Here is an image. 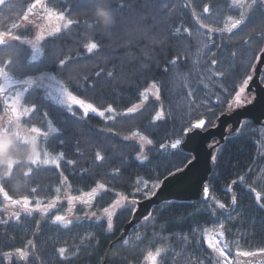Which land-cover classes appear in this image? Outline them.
<instances>
[{
  "label": "trees",
  "instance_id": "trees-1",
  "mask_svg": "<svg viewBox=\"0 0 264 264\" xmlns=\"http://www.w3.org/2000/svg\"><path fill=\"white\" fill-rule=\"evenodd\" d=\"M30 1L33 0H6V4L0 6V12L6 11L4 16L0 14V20L5 17L8 23L14 16L13 12L23 9ZM167 3L171 12L165 16L168 10L164 8L163 0H112L111 7L115 13L107 0H90L86 5L83 0H48L49 8L56 12L64 11L66 20L72 19L76 23L41 41L34 63H29L25 56L27 50L21 48L23 63L27 66L22 78L26 79L32 73L34 76L44 72L51 75L54 71L52 65L42 67L45 57L52 54L70 57L74 62L59 74L61 82L71 84L78 98L93 103L101 110L111 104L115 112L106 115H112L114 119L106 120L92 113L84 118L78 106H73L77 113L73 117L67 111V104L51 99L44 87L34 86V93L24 97L25 106H36V110L29 115L30 124L47 135L38 136L37 143L20 142L0 148V184L14 199L26 195L33 204L36 199L47 203L53 196L59 195L62 203L46 217L39 212L31 216L21 212L20 219L16 220L12 218L11 210L0 211V220H9L6 225L0 224L2 264H20L16 258L5 260L3 253L14 252L29 239L39 247L38 255L43 259L30 258L27 264H56L58 257L54 250L61 246L71 249L66 253L70 259L64 264H103L108 246L122 233L131 217L133 206L127 200L144 199L145 179L150 181V190L151 180L157 175L160 179L167 175L165 167L170 166L173 158L168 153L161 155L159 144L180 138L183 129L197 119L205 118L207 127L212 126L235 94V89L250 73L253 56L259 52L261 41L254 44L257 40L251 36L249 43L245 44L243 31L259 32L260 35L264 32L261 27L264 24V16L261 15L264 5H257V10L246 22L248 26L238 30L233 41H224L216 39L224 35L218 30L227 23L229 15L238 17V11L224 6L230 3L229 0H167ZM205 4L210 6V13L204 22L217 29V35L212 36L211 40L208 39L210 33L207 29H200L193 16L195 12L196 16L204 17ZM100 11L112 17L114 23L110 27L104 26L103 18L98 15ZM141 24L157 37L164 38L163 42L153 44L141 30ZM185 27L189 28L190 35L184 33ZM19 36H24V32H20ZM88 40H95L101 45L93 54H88L84 48ZM217 45L220 47L217 48ZM213 52L217 53L215 58L218 63L215 66L211 64ZM232 52L238 55L232 57ZM173 58H177V65L170 63ZM29 68H39V71H29ZM102 70V76L97 78L95 73ZM108 71H113L114 76L107 77ZM214 71L222 72L224 76L214 77ZM16 73L13 70V75ZM85 77L88 79L85 80ZM153 83L160 86L159 101L155 98ZM150 88L154 89V94L148 92ZM190 91L194 92L193 96H188ZM141 92L145 93L147 99L140 96ZM133 104L142 107L129 117L120 115ZM157 111H161L163 117L153 123ZM109 128L112 132L108 131ZM132 132H140L154 140V146H145L143 155L148 156V161L143 165L136 159L140 154L139 137L123 140ZM257 149V145L246 143L242 131H239L227 138L216 154L217 163L208 184L213 190L212 197L225 203L226 207L231 204V196L237 197V204L230 213L221 216L223 211L215 207L213 198L198 204L159 205L152 210L156 216L155 222H142L124 239L112 244L109 264H151L148 254L154 255L158 248L163 251L156 264H201V261L213 264L211 252L204 245L205 229L218 228L223 218H255L263 215L261 209L239 200L245 192L242 190L244 179H240L245 164V168L251 170L248 178L250 187L257 188L260 182L258 170L264 169V165L256 158L260 152ZM44 151H48L50 156L64 154L59 169L43 164L33 169L34 163L39 158L43 159ZM96 151L106 157L100 164L94 160ZM68 159L75 161V164L67 165ZM117 168L120 169L119 173L115 171ZM32 169L33 174L29 176L28 172ZM61 171L68 177L73 195L90 191L97 182L103 183L107 191L98 190L93 207L76 203L69 211L68 184L61 183ZM261 179L264 181V177ZM234 180L236 183L232 184ZM229 185L232 186L231 192L227 191ZM137 187L140 189L138 193L135 192ZM32 188L37 189L36 193L31 192ZM57 188H60L59 193L56 192ZM121 196L126 199L121 200V208L116 210L113 229L109 232L103 208ZM5 203L0 197V208ZM213 210L215 217L212 216ZM92 212L96 213L95 217L91 216ZM55 214H63L72 221L68 230L51 225V216ZM37 221L41 225L39 231ZM236 224H227L226 234L243 233ZM125 239L127 244L124 243Z\"/></svg>",
  "mask_w": 264,
  "mask_h": 264
},
{
  "label": "snow or ice",
  "instance_id": "snow-or-ice-1",
  "mask_svg": "<svg viewBox=\"0 0 264 264\" xmlns=\"http://www.w3.org/2000/svg\"><path fill=\"white\" fill-rule=\"evenodd\" d=\"M90 0H83L84 5L89 3ZM6 4V0H0V6ZM107 4L111 7L112 0H107ZM264 5V0H230V3H226L224 6L229 8L230 10L238 11V18L229 15L227 17L229 24L224 29H219L218 31L223 32L225 30H243L246 28L247 21L252 17V14L257 10V5ZM163 6L168 11L165 13L167 16L171 12V8L167 3V0H163ZM112 8V7H111ZM115 13V9H113ZM34 12H38L40 14V18L43 20L48 21L51 24V21L55 19L56 21H65L66 20V13L64 11L56 12L54 9L49 8L48 5L45 3V0H33L27 6V10L24 12L23 16L21 17L22 20L28 21L29 14ZM210 13V6L205 4L203 7V14L204 17L196 16V13L193 12L194 18L199 23L200 29H207L208 33H212L217 31V29L212 28L208 23L204 22V19L207 17V14ZM261 15L264 16V11L261 12ZM154 22H155V18ZM76 23L72 19H67L65 23V27L67 28L69 25ZM18 25L13 23L12 28H16ZM40 30L36 35L35 40L30 39H22L19 35L13 34L11 30L7 32H0V56H3V59H0V106L3 107V111L7 114V118L9 121L15 120L18 123H21L22 118L27 117L29 114L33 113L36 110V106L33 105L32 107H26L23 105L22 100L25 93L29 92V89L33 84H36L37 87H43V83L47 81L49 78V74L47 72L41 73L40 76H29L26 79H20L13 75V70L23 72L27 66L23 63V50L20 48L19 45H14L8 42V39H5L7 36L10 40H19L21 44H28L32 46V56L31 61L29 63H34L37 60V48L36 45L45 39V35L52 36L56 33L61 31L59 24H52L50 27L45 28L44 26H39ZM264 28V24L261 25ZM140 28L142 31L145 32V35L148 39H150L153 44L162 43L164 38L157 37L154 32L147 28L146 25L141 24ZM110 29L109 31H112ZM179 31V29H177ZM184 33H189V28L185 27L183 29ZM208 39L211 40L212 36L209 35ZM260 39H264V32L261 33ZM245 44H248L249 41L245 40ZM101 47L100 43L95 40H88L84 44V48L88 54H93ZM220 46L217 45V48ZM251 50V49H249ZM238 55L237 52H232L231 56L236 57ZM214 58L211 59V64L213 66L217 65L218 60L215 58L217 56L216 52L212 53ZM256 64L264 62V48L259 49V53L253 56ZM70 57H64L58 54H52L50 57H45L43 60L42 67H47V65H52L54 71L51 73L52 78H54L58 84L57 89V99L58 103L65 104L67 102V111L73 117L77 116V113L73 110V106H78V108L82 111L83 117L87 118L90 113L95 114L100 118H104L106 120H113L114 116L106 115V113H114V107L109 104L107 108L101 110L94 106L93 103H88L84 99L78 98V95L74 94L72 90L71 84H65L61 82L60 73H63L66 69L70 67V64L73 63ZM170 63L172 65H177V58H173ZM29 71H39V68H29ZM167 67L165 71H167ZM256 72L255 64L252 66V73L248 74L246 78L242 80V83L235 89V95L232 100L228 102V109L226 111H232L235 107H246L247 105H251L254 103L255 96L251 99H248L245 96V92L248 89L249 83L253 80V75ZM103 74L102 71H97L95 76L97 78L101 77ZM214 77H222L224 73L214 71L212 73ZM114 76L113 71L107 72V77L111 78ZM88 78L85 77V80ZM261 82L264 83V73H261ZM23 85V89L17 87V90L12 93L9 90ZM78 87V86H77ZM89 88L92 87L91 84L88 85ZM152 87L156 88V100L159 101L161 99L160 96V86L156 83L152 84ZM194 92H188V96H193ZM140 96L143 99H147L144 92L140 93ZM217 99L219 100L220 97L218 96ZM142 106L140 104H133L131 107H128L125 112L120 113L121 116L129 117L132 114L137 113ZM211 111V108H209ZM225 113L222 112L221 115ZM47 115V114H45ZM163 117V113L161 111H157L155 116L153 117L152 122L155 123L156 121L160 120ZM219 119V117H217ZM208 121L205 118L197 119L195 122H192L188 127L183 129L182 138H177L173 142H162L159 144V152L161 155L164 153H168L173 159L169 162L170 166L165 167V172L167 175L164 176L163 179H160L159 175L156 176L155 179L151 180V189H149L150 181L148 179L144 180V188L143 196L144 199L150 200L152 197L157 195V191L165 184V182H171L180 177L181 174H186L190 167L194 165V162L198 159L195 155H192V158L189 159V154L184 152V145L187 143L188 139L191 138L193 134H196L198 131H205L207 129ZM31 131L35 134L33 136L34 141L37 143V137L40 135H47V133H42L41 129L32 126ZM108 131L112 132V129L109 128ZM239 132V129H237ZM116 133L113 132V136ZM134 137H139V155H137L136 159L140 162L141 165L144 164L145 161H148V156L143 155L146 151L145 146H154V140L149 138L148 135L141 134L140 132H132L128 136H124L123 140L128 141ZM210 148H213V152L211 154V163L213 166L217 163V155L216 152L219 151L218 148H215L214 145H209ZM64 158V154L60 153L57 156H50L48 151H44L43 159L39 158L33 165L37 167L41 164L47 165H54L56 168H60V161ZM106 157L101 154L100 151L95 152L94 160L97 164L105 161ZM67 165H74L75 161L68 159L66 161ZM33 169L29 170L28 175L31 176L33 174ZM117 173L120 172V169L117 168L115 170ZM158 171V169H157ZM61 175V183L68 184V192H67V205L68 210L71 211L74 204L81 203L88 208L93 207V200L97 196V192L100 189H104L107 191L105 185L103 183L97 182L94 187L91 188L90 191L81 192L79 195L72 194V185L68 183V177L64 175L63 171L60 173ZM241 180L244 177L240 178ZM236 181L234 180L232 184H235ZM37 189L32 188L31 192L36 193ZM212 189H210L209 184L205 182L202 186V197L204 200H208L210 198L214 199L215 207L224 210L226 208L225 203L221 202L219 199H215L212 197ZM228 192L232 191V186L229 185ZM251 193L255 197V202L259 208L264 209V195L261 192L257 191L255 187L250 188ZM56 192H60V188L56 189ZM135 192H140V189L137 187ZM119 195V193H117ZM135 195V193H134ZM0 197L3 198V201L6 202L5 205L0 208V211L7 212L10 206L15 207L19 206L20 209L27 213V215L31 216L34 212H39L42 217H46L51 214L54 209L58 208V205L62 203L61 198L59 195L53 196L47 203H43L40 199H36L35 203L29 199L28 196H23L20 199H14L12 196L8 194L5 190L4 186L0 184ZM126 199V197L121 196L120 199H114L111 204L107 207L103 208V212L107 215V230L109 232L113 229V217L116 215V210L121 208V200ZM171 201H165L164 204L168 205L171 204ZM133 207H131V213L135 217L136 213L139 210V201L133 199L131 201ZM231 204H237V197L233 195L231 197ZM21 212L17 211L12 213V218L16 220L20 219ZM223 215V212L220 213ZM92 217L96 216L95 212L91 213ZM212 216H216L215 210L212 212ZM90 218V217H89ZM99 220L100 218L97 217ZM142 222H148L152 220L155 222L156 216L153 211H149L146 215L142 218ZM8 219L0 220V224H8ZM51 225L61 227L65 230L70 228L72 221L68 220L63 214H55L51 216ZM41 225L40 222L37 221V231H39ZM218 227L220 231H214L212 234H207V229H205V243L207 244V248L211 250L210 255L213 257L214 264H261L258 257H264V247H260L257 250L245 249L237 244L235 251L233 252L229 247L228 243H225V237L227 233V224L224 221L219 222ZM124 243L127 244L128 241L125 239ZM71 249L66 247H58L55 248V256L58 257V261L56 264H64L65 261L69 260L70 258L66 255ZM162 249H157L155 254L152 253L148 254V259L151 261V264H156L157 259L161 256ZM39 247L34 243L32 239L27 240V243L23 247H17L14 252H4L3 257L5 260H12L14 258L18 259L20 264H27L28 260L31 258L33 260H41L42 257L38 255ZM2 264V261H0ZM203 264V261H201Z\"/></svg>",
  "mask_w": 264,
  "mask_h": 264
},
{
  "label": "flooded vegetation",
  "instance_id": "flooded-vegetation-1",
  "mask_svg": "<svg viewBox=\"0 0 264 264\" xmlns=\"http://www.w3.org/2000/svg\"><path fill=\"white\" fill-rule=\"evenodd\" d=\"M230 1V0H229ZM33 2V1H32ZM30 2V3H32ZM239 2V0H237ZM28 3L25 8L19 10V11H14L13 12V18L10 19V21L7 23L6 20H0V32H7L8 30H11L13 34L19 35L20 32H24V36H20L22 39H30L34 40V31L38 30L40 26V21L43 19L40 18V14L38 12H34L32 14H29L28 21H24L21 19L23 16L24 12L27 10V6L30 4ZM45 3H48V0H45ZM48 5V4H47ZM15 13V14H14ZM1 15H5L6 11H1ZM238 18V17H235ZM13 23L17 24L18 26L16 28H12ZM229 24V21L225 23L224 25L221 26V29L226 28V26ZM63 29V28H62ZM61 29V30H62ZM238 30L233 29V30H225L223 31L224 35L222 37H216L217 40H224L228 41L232 39L233 37L236 36ZM243 40H249L252 36V38H255L257 40L254 44H256L259 41H261V48H263V43L264 39H260V34L259 32H249V31H243ZM250 34V35H248ZM253 34V35H252ZM211 36L217 35L214 32L210 33ZM46 37H50L45 35ZM5 39H8V42L14 45H19L20 48H24L27 50L25 56L27 55L26 58H28L29 61H31V56H32V46L28 44H21L19 40H10L7 36H5ZM253 44V45H254ZM259 53V52H258ZM257 53V54H258ZM3 56H0V59H3ZM37 58H38V53H37ZM256 64L255 60L252 63V66ZM22 73L20 71H17V73L14 75L17 78L23 79L22 78ZM264 73V68L262 69V72ZM252 73V68L250 69V73ZM30 76H34V73H32ZM246 78V77H245ZM259 81L260 84L264 87V84L261 82V74L259 76ZM34 86H37L36 84H33L31 88L29 89L28 93H34ZM17 87L20 88V90L23 89V85L16 86L9 91L14 93L17 90ZM25 93L24 97L28 94ZM48 94V93H47ZM235 95V94H234ZM233 95V97H234ZM245 96L248 97V99H251L254 96V89L251 91L246 90ZM24 97L22 100V103H24ZM233 97L230 99L232 100ZM229 102V101H228ZM228 102L226 103L224 107L225 112L228 109ZM24 105V104H23ZM25 106V105H24ZM26 107H32V106H26ZM235 107V106H234ZM231 112V111H228ZM221 114V113H220ZM30 115V114H29ZM29 115L27 117L22 118L21 123L16 122L15 120L9 121L7 118V114L3 111V107L0 106V148L6 145H14L15 143H28L29 139L31 140L30 142H33V136L35 135L31 131V127L34 126L30 124L31 122L28 120ZM24 128V129H23ZM26 129V130H25ZM23 130L26 131L23 133ZM239 131H242V135L244 136V141L247 143L255 144L257 145L258 149L260 152L256 155L260 162H263L264 165V127L262 126H256L254 125L253 122L247 120L243 121ZM29 139L25 137H29ZM28 141V142H27ZM31 158V156H30ZM32 160L34 159V155H32ZM245 167L247 165L245 164ZM244 167L243 170V177H244V185H242V190L245 191L240 197L239 200L241 199L243 204H248L249 206L254 205L255 208L261 209L258 207V205L255 202V197L250 191V181L248 180L249 175L251 174V170H247ZM261 175L264 174V169L258 170ZM257 171V172H258ZM256 172V173H257ZM260 175V182L257 183L258 187L256 188L257 191L261 192L262 195H264V181H262V177ZM232 197V196H231ZM234 206V205H233ZM233 206L231 207V204L229 207H226L223 211L224 214L230 213L232 210ZM11 210V213H14L15 210L20 211L23 213V211L20 209L19 206L12 207L10 206L8 208ZM263 212L262 216H258L255 218H223L222 221L226 222V224H235L237 223L238 226H240V229H242L243 233H237V234H226L225 237V243L229 244V247L231 250L234 252L236 249L237 244H239L241 247L245 249H251V250H257L260 247H264V209H261ZM236 224V225H237ZM212 229V228H211ZM218 231H220L219 227L217 228ZM210 231V229H207V232ZM205 234L203 235V240H204V245L205 248H207V244L205 243ZM210 252L211 250L208 249ZM256 259H259L261 261V264H264V257H258ZM212 263L214 264L213 257L211 258ZM203 264H206V262L203 261Z\"/></svg>",
  "mask_w": 264,
  "mask_h": 264
},
{
  "label": "water",
  "instance_id": "water-1",
  "mask_svg": "<svg viewBox=\"0 0 264 264\" xmlns=\"http://www.w3.org/2000/svg\"><path fill=\"white\" fill-rule=\"evenodd\" d=\"M255 67L256 72L247 89L248 91L254 89V103L246 107H234V110L231 112L225 111L224 115L219 114L217 116L219 119L216 117L212 126L207 127L205 131H198L188 139L187 143L184 145V152L189 154L190 159L192 155L198 158L194 162V165L190 167V170H188L186 174H181L178 179L171 182L166 181L157 191V195L150 200L135 199L139 201V210L135 217L131 213V217L124 225L122 233L115 241L110 243L105 252L103 264H109V252L112 244L124 239L133 228L138 227L142 223L141 218L155 207L164 204L165 201L188 204H198L208 201L204 200L202 197V186L205 182H208L214 169L211 163V154L214 149L210 148L209 145H214L215 148L219 149L227 138H231L238 133L237 129H240L243 121L249 120L256 126L264 127V87L259 81V76L264 68V62L255 64ZM180 138H182V136ZM132 200L133 199H128L127 203L132 205ZM232 206L231 204V207Z\"/></svg>",
  "mask_w": 264,
  "mask_h": 264
},
{
  "label": "rangeland",
  "instance_id": "rangeland-1",
  "mask_svg": "<svg viewBox=\"0 0 264 264\" xmlns=\"http://www.w3.org/2000/svg\"><path fill=\"white\" fill-rule=\"evenodd\" d=\"M31 2V1H30ZM29 2V3H30ZM27 5V4H26ZM25 8V7H24ZM6 18L4 17L3 18V20H5ZM59 24V26H60V29H62V28H65V23H66V21H56L55 19H53L52 21H51V24L48 22V21H46V20H42V21H40V26H44L45 28H47V27H50L52 24ZM39 30H40V27L38 28V30H36V31H34V40H35V38H36V35H37V33L39 32ZM45 38H47L46 36H45ZM41 42V41H40ZM40 42L36 45V48H37V53H38V55H39V44H40ZM24 72V71H23ZM38 76H40V75H38ZM43 87L46 89V91H47V93H48V95H49V97H51V99H53V100H55V101H57L58 102V99H57V96H58V93H57V89H58V84L54 81V79L51 77V75H49V78L47 79V81H45L44 83H43ZM148 92H151L152 94H154L155 92H154V89L153 88H150L149 90H148ZM65 104H67V102H65ZM24 129V128H23ZM26 130V129H25ZM26 131H24L23 130V133H25ZM25 138H27V139H29L30 138V136L29 137H25ZM31 139V138H30ZM28 140L29 142L31 141V140ZM27 141V142H28ZM141 143V142H140ZM1 144V143H0ZM214 231H218L217 230V228H212V229H210V231H208L207 232V234H212Z\"/></svg>",
  "mask_w": 264,
  "mask_h": 264
},
{
  "label": "clouds",
  "instance_id": "clouds-1",
  "mask_svg": "<svg viewBox=\"0 0 264 264\" xmlns=\"http://www.w3.org/2000/svg\"><path fill=\"white\" fill-rule=\"evenodd\" d=\"M98 15H100L103 18V24L106 27H110L114 21L110 15L107 13H104L103 11L98 12Z\"/></svg>",
  "mask_w": 264,
  "mask_h": 264
}]
</instances>
